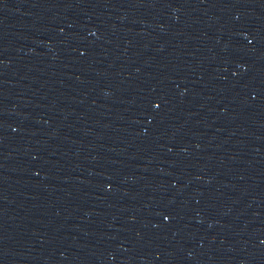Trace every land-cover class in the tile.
Returning <instances> with one entry per match:
<instances>
[{
  "label": "water",
  "instance_id": "95a60500",
  "mask_svg": "<svg viewBox=\"0 0 264 264\" xmlns=\"http://www.w3.org/2000/svg\"><path fill=\"white\" fill-rule=\"evenodd\" d=\"M0 264H264L122 0H0Z\"/></svg>",
  "mask_w": 264,
  "mask_h": 264
}]
</instances>
